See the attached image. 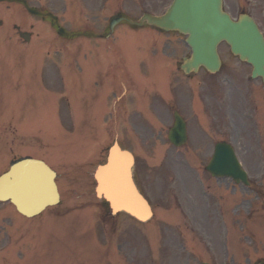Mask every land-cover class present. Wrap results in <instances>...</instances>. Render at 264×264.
Instances as JSON below:
<instances>
[{
  "label": "rangeland",
  "instance_id": "1",
  "mask_svg": "<svg viewBox=\"0 0 264 264\" xmlns=\"http://www.w3.org/2000/svg\"><path fill=\"white\" fill-rule=\"evenodd\" d=\"M26 1L30 7L56 15L71 33L79 29L102 32L116 12L135 19L144 13L157 15L170 0H105L103 7V0ZM224 9L233 17L244 9L264 32V0H224ZM0 19L4 29L18 24L31 28L33 35L30 45H18L13 37L10 48L15 51L7 55V66L0 63V173L14 157L45 159L57 171L61 195L58 206L32 219L7 213L3 211L7 206L0 205V264L264 261V85L246 79L247 66L234 61L223 45L219 49L223 66L217 75L200 70L187 78L178 69L189 52L183 36L157 35L148 26L134 29L120 23L113 30V44L107 47L108 42L83 35H74L71 41L59 38L51 22L27 14L17 4H0ZM3 34L0 31V57L5 48ZM115 50L135 78L127 106L137 108L138 127L153 120V128L138 132L139 144H128L137 154V183L154 209L147 223L122 213L111 216L95 197L90 178L116 137L124 146L125 139L132 138L126 120L113 116L126 100L121 95L120 104V92L107 90V79H111L105 77L107 70L126 82V74L123 79L121 70L110 68L118 55ZM76 78L79 86L72 83ZM183 82L187 92L191 82L208 105L201 103L195 111L191 107L187 111L184 105L182 110H168L164 103L172 94L179 96ZM95 83H101V88ZM83 85L85 92L77 91L71 105L67 99ZM176 100L178 104L181 99ZM214 101L219 103L218 111L211 105ZM171 110H180L189 122L192 139L181 149L166 140L173 122ZM217 128L219 132L213 133ZM71 130L77 133L75 146L73 137L69 138ZM218 138L233 142L250 189L236 185L233 190L227 178L217 179L212 188L204 186L208 182L202 167L210 158L211 140ZM73 159H77L74 176ZM201 178L206 182L200 183ZM200 186L207 189L205 196Z\"/></svg>",
  "mask_w": 264,
  "mask_h": 264
},
{
  "label": "water",
  "instance_id": "2",
  "mask_svg": "<svg viewBox=\"0 0 264 264\" xmlns=\"http://www.w3.org/2000/svg\"><path fill=\"white\" fill-rule=\"evenodd\" d=\"M221 6V0H175L165 16L145 15L136 24L141 25L146 20L153 26L187 35L186 42L193 55L182 66L185 72L197 70L201 65L209 72H216L219 68L216 47L225 41L234 54L253 65L254 73L264 77V41L256 25L246 16L240 17L237 22L231 21ZM28 11L41 15L29 8ZM49 17L56 21L53 16ZM58 32L68 35L61 29ZM182 132V122L176 116L169 134L170 142L179 146L183 142ZM229 154L223 147L216 149L208 170L212 174L233 177L236 181L244 180L236 160ZM130 165L131 157L113 147L107 166L100 168L96 175L99 193L109 201L113 212L122 210L145 221L151 215L150 210L132 184ZM53 178L54 174L41 162H20L0 179V200L9 199L20 213L33 216L47 205L58 202Z\"/></svg>",
  "mask_w": 264,
  "mask_h": 264
},
{
  "label": "flooded vegetation",
  "instance_id": "3",
  "mask_svg": "<svg viewBox=\"0 0 264 264\" xmlns=\"http://www.w3.org/2000/svg\"><path fill=\"white\" fill-rule=\"evenodd\" d=\"M9 39H11V37H9ZM21 158H23V157H21ZM17 160H20V159H18V158L11 159V160L9 161V163H8V167H9L13 162H15V161H17Z\"/></svg>",
  "mask_w": 264,
  "mask_h": 264
}]
</instances>
